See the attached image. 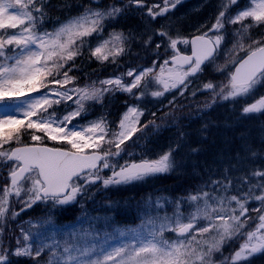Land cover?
I'll return each mask as SVG.
<instances>
[{
  "label": "snow or ice",
  "instance_id": "snow-or-ice-1",
  "mask_svg": "<svg viewBox=\"0 0 264 264\" xmlns=\"http://www.w3.org/2000/svg\"><path fill=\"white\" fill-rule=\"evenodd\" d=\"M182 2L127 0L101 6L100 0H91L80 6L79 15L49 30L44 26L49 0H0V264H21V258L41 264L45 255L46 264H245L264 254V168L236 174L242 153L257 156L243 135L235 163L222 172L207 169V178L178 198L149 196L137 202L140 223L134 227L114 226L111 216H93L86 207L96 191L135 185L182 167L179 142L154 154L147 147L151 135L160 131L154 119L142 122L149 95L159 99L173 90L184 95L191 78L220 55L226 63L216 71L223 82L209 80L193 96L206 91L212 103L235 101L253 97L264 86V0H221L211 27L202 25L191 36H173L162 25L144 39L146 27L139 40L146 51L155 43L150 67L77 83L76 60L85 51L102 67L116 69L131 54L137 37L114 24L132 7L151 23ZM117 93L132 101H125L118 121L109 120L108 112L85 119L92 105L105 108ZM242 114H264V96L246 104ZM141 140L145 145L137 152L134 146ZM252 201L255 207L249 206ZM76 205L81 209L76 223L57 225V212ZM39 206L44 209L39 219H19ZM118 207L109 202L104 211ZM249 221H255L254 227ZM38 224L53 230L41 232ZM13 227L19 229L13 233L15 247L4 240ZM233 241L239 247L217 262L215 254Z\"/></svg>",
  "mask_w": 264,
  "mask_h": 264
},
{
  "label": "trees",
  "instance_id": "trees-1",
  "mask_svg": "<svg viewBox=\"0 0 264 264\" xmlns=\"http://www.w3.org/2000/svg\"><path fill=\"white\" fill-rule=\"evenodd\" d=\"M84 1V0H83ZM91 1V0H90ZM127 0H100L102 5L117 3ZM82 3V0H49L50 7L47 10V24H51L47 27H51L58 20H63L71 15L73 8H76L78 4ZM70 13V14H69ZM140 11L130 9L127 13L119 18V22L114 24L116 30H123L128 33L133 31V35L137 37L131 44V54L123 58L121 67L130 66L135 63H143L151 61L154 58L155 43L151 45V48L147 51L144 49L142 43L139 40L141 33H145L147 27L148 33L144 35V39H147V34H151L153 30H158L160 27L157 23H149L150 18L143 16L138 18ZM159 36H155L154 40L157 41ZM90 54L85 51L84 54L77 58L76 63L79 66L78 70L74 73L80 78L81 81L91 82L96 79L102 78L108 74H113L119 69H116L113 65H106L102 67L96 60L90 59ZM203 77L206 81L211 80L213 83L219 84L223 82L224 76L220 77V73L216 70H205ZM219 77V78H218ZM220 99H217L213 103V107L219 104ZM212 103V95L210 92L205 96H198L191 98L187 101H182L179 104H172L168 108L158 112L157 116L153 118L157 124L161 126L164 124H174L179 133L176 135V141L181 144L179 150L180 157L183 158L182 175L177 178L174 176H157L149 178L142 182L137 189L129 190L124 187L116 188L102 193L94 199L91 203V209L89 212L91 215L113 216L114 224L117 222L125 221L128 216L136 213L137 202L146 200L149 196L157 197L164 191L174 193H185L192 190L203 179L208 176L207 169L216 171H223L230 162L235 163L233 159L236 156L237 150L240 148L243 141L241 136L243 135L252 149L257 153L256 157H251L247 153H242L243 160L240 164V170L236 172L237 175L244 174L253 168H264V162L261 160L264 156V114L260 117L245 115L241 116L239 105L243 101H232L228 103L219 104L222 107V112H218L220 115L217 119H209L205 124L208 125L207 129L202 132L204 125H202L204 116H199L194 120L190 117L194 116L197 112L204 109L206 104ZM157 107V106H156ZM113 110L112 108L110 109ZM168 113L169 115H165ZM213 112L211 111L209 116ZM151 119V120H153ZM205 120V119H204ZM183 133V139H180V134ZM193 147H199L201 151L197 154H193L191 149ZM180 158V159H181ZM171 193V192H170ZM173 194V193H172ZM109 202L118 203L119 207L114 208L111 213L105 212V206ZM15 207L18 210L17 205ZM99 211H104L100 213ZM43 214L44 209H34L30 212V215L35 216L37 213ZM55 216L56 222H72L77 220L78 211L68 210L64 212H57ZM20 219V218H19ZM13 227L10 231L4 235L5 243L11 241L12 233H15ZM233 244L236 246V241L228 243L223 248V253H219L217 256V262L223 260L224 256H229L233 250ZM16 259V258H14ZM46 258L43 256L41 264H46ZM21 264H32L28 259L21 258ZM245 264H264V255L252 258Z\"/></svg>",
  "mask_w": 264,
  "mask_h": 264
},
{
  "label": "rangeland",
  "instance_id": "rangeland-1",
  "mask_svg": "<svg viewBox=\"0 0 264 264\" xmlns=\"http://www.w3.org/2000/svg\"><path fill=\"white\" fill-rule=\"evenodd\" d=\"M215 2H216V0H183V2L181 4L177 5V7L175 9H173L169 12V15L171 16V19L175 23H177L178 25L180 23L182 27H184L186 29H190V31L193 32V31H196L197 28H200L202 25H204L207 22V20L209 18V14L211 13V11L213 10V7L215 5ZM193 83H196V80H194ZM186 91H185V93H186ZM166 94L170 95V96L174 95L175 98H176V96H180L179 91H176V90H173L172 92H169ZM262 96H264V95H262ZM160 98L165 99L166 96L160 97ZM156 101H158V99ZM170 101H173V97L170 98ZM89 103L91 104V102H89ZM95 105L96 104L92 105L91 110L89 111L88 115L85 118L86 120L95 119L96 117L100 116V115L96 114V106ZM63 108H64V105H60L58 111H60L62 113ZM125 110H126V106H125L124 110L122 111V113ZM83 122H85V121H81V123H83ZM74 123H75V121H74ZM159 134H161V132H159L155 137H157ZM168 145H170V139H168L167 137H164V136H159V138L157 139V142H155V144L152 143L151 147L155 148V150H158L157 146L167 148ZM253 204L255 205L256 202L254 201ZM253 207H255V206H253ZM37 229L41 232H44V233H50L53 230L52 226H50V225H43L42 226L41 224L37 225Z\"/></svg>",
  "mask_w": 264,
  "mask_h": 264
},
{
  "label": "bare ground",
  "instance_id": "bare-ground-1",
  "mask_svg": "<svg viewBox=\"0 0 264 264\" xmlns=\"http://www.w3.org/2000/svg\"><path fill=\"white\" fill-rule=\"evenodd\" d=\"M261 160L264 162V156H263V158H261Z\"/></svg>",
  "mask_w": 264,
  "mask_h": 264
}]
</instances>
